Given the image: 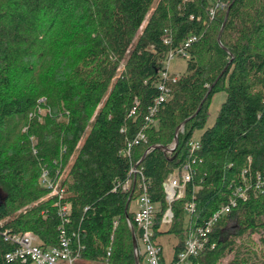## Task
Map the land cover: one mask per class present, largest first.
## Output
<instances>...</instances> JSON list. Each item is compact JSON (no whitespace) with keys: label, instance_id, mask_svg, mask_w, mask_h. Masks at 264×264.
<instances>
[{"label":"trees","instance_id":"16d2710c","mask_svg":"<svg viewBox=\"0 0 264 264\" xmlns=\"http://www.w3.org/2000/svg\"><path fill=\"white\" fill-rule=\"evenodd\" d=\"M223 1L211 16L215 0H0V230L31 231L44 247L63 231L80 264H146L133 248L131 224L138 246L141 231L130 209L144 181L161 264L177 263L242 172L264 175V0ZM190 36L186 69L170 74L148 122L161 61ZM217 91L225 99L205 126ZM139 131L145 140L124 153ZM193 159L183 195L169 204L163 182ZM44 169L63 188L67 222L41 182ZM169 235L177 241L167 259ZM209 241L190 264H264V189L237 200ZM12 249L0 235V264H29L7 260Z\"/></svg>","mask_w":264,"mask_h":264},{"label":"built area","instance_id":"2783aa9c","mask_svg":"<svg viewBox=\"0 0 264 264\" xmlns=\"http://www.w3.org/2000/svg\"><path fill=\"white\" fill-rule=\"evenodd\" d=\"M225 2L223 0H215L214 6L209 10L211 16H213L217 9L224 8ZM195 36L187 38L183 45L176 49H170L167 55L161 61V70L159 71V79L156 82L157 88L160 90V95L155 98L153 105L149 107L148 115L146 120L148 122L153 121L154 113L157 111V107L162 102L166 95L169 93V89L166 85L167 80L170 77L168 71L170 59L174 55L187 56L185 48L189 46L192 40H195ZM168 40H165L167 43ZM176 77H172L175 80ZM135 108L130 110V114H133ZM183 130L182 127L180 129ZM145 140V135L142 131H139L135 138L127 143V149L124 153L128 154L129 149L133 144L139 143V141ZM192 149H198V141H192ZM174 143L170 146L172 148ZM195 160L184 163L179 172L170 174L163 182V188L165 192V198L170 204L173 200L180 198L185 189V184L191 179V165ZM136 167L133 166L129 170L130 173H135ZM245 170L242 172V181L237 184L232 191L228 202L222 205L212 216L204 223L203 226L197 227L191 231L185 241V250L180 252L178 255V262L181 264H190L189 256H196L202 252L206 247L213 248L214 243L209 241V234L213 231L215 223L225 213L229 212L232 207H235L237 200L246 199L249 195L250 190H263L264 189V175L257 172L254 179L251 180L245 176ZM41 182L44 186L50 189V196H56L57 200L55 205L58 208V214L62 218L63 222L68 221L69 206L68 204H62L61 199L63 196V188L58 186V182H54L48 177L47 170L44 169L41 174ZM131 179L127 178L125 182L121 184L122 190H129ZM148 183L140 182L138 184L139 193L134 200L136 208L133 209V221L136 227L141 231L139 237V244L143 247L141 250L137 245L135 254L144 253L146 264H161L160 255L161 247L153 241V224H154V213L156 211L155 204L152 202L148 194ZM133 192V189H132ZM194 203L191 202L186 206V211L190 213L193 211ZM172 218V212L170 208H167L163 214L162 221L165 223L170 222ZM132 225V224H131ZM1 226V223H0ZM0 235L3 240L13 245V249L6 253L5 258L7 260H19L22 262H28L29 264H80V256L78 250L72 249L71 240L66 234L61 231L59 243L53 246H42L39 244L37 236L31 231H25L22 233L11 232L5 228L0 230ZM109 255V252H107ZM168 263V264H177Z\"/></svg>","mask_w":264,"mask_h":264},{"label":"rangeland","instance_id":"374dc122","mask_svg":"<svg viewBox=\"0 0 264 264\" xmlns=\"http://www.w3.org/2000/svg\"><path fill=\"white\" fill-rule=\"evenodd\" d=\"M144 24V23H143ZM142 27V26H141ZM186 56L183 55H174L169 62V68L168 71L170 73H174V74H181L185 71L186 69ZM225 99V92L224 91H217L213 94L210 104H209V116H208V120L205 126H209L213 123L218 109L222 103V101ZM202 129H196L193 133V141L198 140V137L201 133ZM50 194V193H49ZM48 194V195H49ZM3 196L2 191L0 190V197ZM136 208L135 205V201L132 200L131 204H130V209L133 210ZM257 238V236H255V239ZM166 240L164 241V249L163 252L166 255V258L169 259L172 255V251H171V246L173 243H175L177 241L176 237L174 235H169L165 238ZM140 249L142 250L143 247L139 244ZM225 262V260L223 261V263Z\"/></svg>","mask_w":264,"mask_h":264},{"label":"water","instance_id":"95a60500","mask_svg":"<svg viewBox=\"0 0 264 264\" xmlns=\"http://www.w3.org/2000/svg\"><path fill=\"white\" fill-rule=\"evenodd\" d=\"M227 13H228V10L226 11V16H227ZM226 16H225V17H226ZM185 122H186V120H184L183 123H185ZM183 123H182V124H183ZM177 142H178V137H177V132H176L175 137H174V146H173L172 148H169L168 150H169V151H172V150L174 149V147L177 145ZM131 194H132V191H131V193H130V195H129V197H128V201H129L130 198H131ZM128 201H127V203H128ZM131 229H132L133 248L136 249V248H137V240H136V237H135V234H134L133 226H132V225H131Z\"/></svg>","mask_w":264,"mask_h":264},{"label":"crops","instance_id":"0c3cea01","mask_svg":"<svg viewBox=\"0 0 264 264\" xmlns=\"http://www.w3.org/2000/svg\"><path fill=\"white\" fill-rule=\"evenodd\" d=\"M135 205H136V203H135Z\"/></svg>","mask_w":264,"mask_h":264}]
</instances>
